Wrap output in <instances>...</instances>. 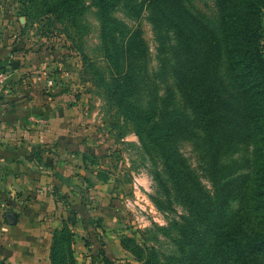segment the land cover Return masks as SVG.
Listing matches in <instances>:
<instances>
[{
	"label": "rangeland",
	"instance_id": "obj_1",
	"mask_svg": "<svg viewBox=\"0 0 264 264\" xmlns=\"http://www.w3.org/2000/svg\"><path fill=\"white\" fill-rule=\"evenodd\" d=\"M95 2L0 0V72L19 71L26 62L22 53L36 56L45 51L52 57H38L43 67L33 65L32 71L17 73V83L33 80L27 86L46 98L71 95L64 106L58 105L66 109L62 123L67 125L57 133L59 139L12 133L11 178L0 179V261L18 264L3 254L19 251L20 264H215V247L210 249L206 241L197 249L209 232L186 202L198 199V210L213 212L215 207L204 203L203 196L215 203V193L225 184L251 175L252 147L243 145L222 156L218 174L205 149L194 143L206 141L200 130L168 140L174 143L169 144L174 149L168 158L158 147L156 139L163 130L170 131V122L161 125L163 114L174 120V134L183 120L193 125L194 117L174 77L175 29L156 21L160 16L179 17L177 28L196 48L201 45L196 22L216 26L217 0H103L105 18ZM262 17L264 51V9ZM64 59L66 65H61ZM220 70L223 75V67ZM127 75L131 79L126 78L128 89L123 91ZM49 79L54 80L52 88ZM15 103L6 100L2 105L9 113L17 108ZM125 104L148 115L142 141ZM29 117L31 124L44 129L55 118L42 113ZM155 128L159 130L153 135ZM67 157L75 159L74 174L60 171L67 167L59 165ZM18 158L31 161L18 164ZM183 164L192 173L189 179ZM17 173L25 175L23 183ZM238 209V202L231 201L228 217ZM12 214L18 218L16 225L7 218ZM64 228L66 235L61 234Z\"/></svg>",
	"mask_w": 264,
	"mask_h": 264
},
{
	"label": "trees",
	"instance_id": "obj_2",
	"mask_svg": "<svg viewBox=\"0 0 264 264\" xmlns=\"http://www.w3.org/2000/svg\"><path fill=\"white\" fill-rule=\"evenodd\" d=\"M171 1L178 3V0ZM216 4L219 9L216 26L203 21H198V25L195 21L201 34V45L196 48L177 28L179 17L160 16L156 21L161 26L168 22L175 29L176 45L171 49L175 60L174 77L194 117L193 125L183 120L180 132L174 134V120L170 118L169 121L163 114L161 125L164 127L163 124L170 122V135L163 130L156 141L158 147L168 153V158L174 149L169 147L174 143H167L168 140H175L179 135L183 138L181 134L189 135L193 133L191 129L200 130L206 141L201 145L193 142L202 146L211 158L214 174L220 170L222 156L243 145L252 147L251 175L239 176L225 184L223 191L215 193V203L203 196L204 203L215 207L213 212L198 210L201 204L198 199L186 203L198 211V218L203 221L201 225L207 224L205 232H212V238L203 234L197 249H203L206 241L210 249L215 247V264H264V51L261 46L264 0H217ZM95 6L105 18L107 10L103 0L95 2ZM130 46L127 48L129 71L132 67ZM108 58L112 65L111 56ZM222 67L223 75L220 73ZM127 77L131 79V75L123 78V91L128 89ZM123 109L129 111L139 125L137 133L142 141L146 136L142 129L149 122L148 115L127 104ZM157 130L152 129L153 135ZM184 171L185 179H189L192 173L185 165ZM233 200L238 202L239 209L228 217L227 208ZM61 234H67L66 228ZM193 256L195 253L190 258Z\"/></svg>",
	"mask_w": 264,
	"mask_h": 264
},
{
	"label": "crops",
	"instance_id": "obj_3",
	"mask_svg": "<svg viewBox=\"0 0 264 264\" xmlns=\"http://www.w3.org/2000/svg\"><path fill=\"white\" fill-rule=\"evenodd\" d=\"M7 49L3 50V53L8 56ZM47 53L44 51L40 54H36V56L30 52L28 55L26 53H22L20 56L22 57V60L26 61L25 63H22L20 66L19 71H14V77L9 82V84L13 81H15L12 85L8 86V90H5V95H0V98L3 97L4 101L0 99V179L4 180L6 178H11L10 171H11V165L13 163L12 161V151H13V145L11 143V136L12 133H16V137L23 136L25 138H28L31 134L35 133L38 135V137L41 138V140H48L47 136L49 138L56 137L59 139L57 133H63L65 131V128L67 129V125L62 123V118L66 113V109H60L58 105H63L64 102L67 99L71 98L70 94H66L63 96H58L60 94L54 95L53 97L46 98L42 94H40L38 91H36L33 87H28L27 83L33 84L35 83L33 80L29 82L21 81L17 83L16 76L17 73H26L28 71H32V66L36 67L35 65H38L39 67H43V65L38 61V57L40 60H49V57L52 56L46 55ZM3 59V58H2ZM6 59V58H4ZM3 59V61H4ZM33 60V63H29V60ZM59 58L57 61L59 62ZM65 59L61 63V65H66ZM9 63H13L14 60H8ZM35 62L37 64H35ZM1 63V59H0ZM31 78H35L34 76H31ZM29 84V85H30ZM15 91V92H14ZM7 101H15V106L17 107L13 112H6V106H3L2 104ZM44 104V106H43ZM42 108V109H39ZM14 109V108H10ZM39 109V110H38ZM32 113H35L36 116L38 113H42L45 115H48L50 118H54L53 120H50L49 127L47 128H41L37 127L36 125L31 124L29 121V116H32ZM35 116V115H34ZM60 118V119H59ZM58 119V120H57ZM59 122V125L58 123ZM12 123L17 124V127H14V125H11ZM46 135V136H45ZM56 141V140H55ZM46 143L49 141H45ZM63 145V142L61 141L60 146ZM24 146H27L25 144ZM24 159V160H22ZM21 161L28 162L31 161L27 160L26 158H18L17 163L21 164ZM61 161V160H59ZM64 161H67L66 163ZM75 159L71 157L64 158L62 160V163H59V165L67 164V167L61 168L60 171L63 173H73L74 170V163ZM52 160H50V163ZM21 183H23V180H25V175L23 173H17L16 177ZM4 258L10 257L9 260L13 261V263H21L22 256L19 254V251H9L4 252L3 254Z\"/></svg>",
	"mask_w": 264,
	"mask_h": 264
},
{
	"label": "built area",
	"instance_id": "obj_4",
	"mask_svg": "<svg viewBox=\"0 0 264 264\" xmlns=\"http://www.w3.org/2000/svg\"><path fill=\"white\" fill-rule=\"evenodd\" d=\"M13 77H14V70L13 71H11V70L1 71L0 72V90L7 87L9 82L13 79ZM54 85H55L54 80L49 79L47 81L48 88H52V87H54ZM0 264H8V263L3 260V261H0Z\"/></svg>",
	"mask_w": 264,
	"mask_h": 264
},
{
	"label": "water",
	"instance_id": "obj_5",
	"mask_svg": "<svg viewBox=\"0 0 264 264\" xmlns=\"http://www.w3.org/2000/svg\"><path fill=\"white\" fill-rule=\"evenodd\" d=\"M13 67L15 69L18 68L19 67V63L18 62H13ZM7 218H9V220L12 221L10 223V225H16L18 223V218H17L16 214L8 215Z\"/></svg>",
	"mask_w": 264,
	"mask_h": 264
}]
</instances>
